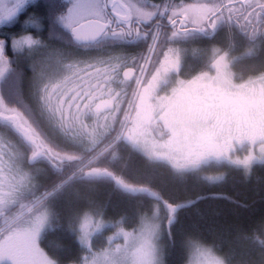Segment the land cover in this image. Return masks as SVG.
<instances>
[{"label":"snow or ice","instance_id":"6c2138e0","mask_svg":"<svg viewBox=\"0 0 264 264\" xmlns=\"http://www.w3.org/2000/svg\"><path fill=\"white\" fill-rule=\"evenodd\" d=\"M38 3L0 0V31L20 26L0 39V264H63L70 248L42 246L57 231L71 264H166L197 203L170 185L264 167V0ZM99 186L133 215L109 218ZM224 243L186 236L187 264H264V221Z\"/></svg>","mask_w":264,"mask_h":264},{"label":"trees","instance_id":"16d2710c","mask_svg":"<svg viewBox=\"0 0 264 264\" xmlns=\"http://www.w3.org/2000/svg\"><path fill=\"white\" fill-rule=\"evenodd\" d=\"M45 4L46 0H39L38 5L29 8L28 11L42 14L45 11ZM19 31L20 27L16 25L9 30L5 29L3 36L7 38L9 34L15 35ZM209 46V44L197 45L201 48ZM129 51L135 54L140 49L130 48ZM260 63L259 59L245 61L238 66L237 71L245 70L252 64L259 66ZM20 67H23L26 79L31 77L32 73L27 62L21 61ZM129 165L136 172H143L145 168L144 159L139 155H133ZM42 166L46 168V165L42 164ZM219 170L224 171L225 180L215 185L205 186L195 183L184 187L170 185L178 202L192 199L197 200V203L181 211L178 223L175 225L174 243L168 247L166 264H187L188 255L182 245L185 237L190 234H197L210 244L216 242L227 251L228 247L224 242L231 244L240 232L247 233L264 221V167H257L250 178L244 177L235 169L224 167ZM160 175L164 177L167 174L161 170ZM92 195L98 202L107 206L109 218L119 219L125 214L131 216L135 211L131 203L106 186L97 187ZM198 197L204 199H197ZM53 244L71 249L68 254L59 257L63 264H71V261L75 260L78 247L73 241L57 231L50 233L42 246L48 250Z\"/></svg>","mask_w":264,"mask_h":264},{"label":"rangeland","instance_id":"374dc122","mask_svg":"<svg viewBox=\"0 0 264 264\" xmlns=\"http://www.w3.org/2000/svg\"><path fill=\"white\" fill-rule=\"evenodd\" d=\"M44 34H45L44 37L47 38V35H48L47 32H45ZM21 69L23 70V67ZM38 167L43 168L42 164H40V166H38ZM209 174H224V171L218 169V170H213ZM107 234H111V233H107Z\"/></svg>","mask_w":264,"mask_h":264},{"label":"flooded vegetation","instance_id":"af4514ba","mask_svg":"<svg viewBox=\"0 0 264 264\" xmlns=\"http://www.w3.org/2000/svg\"><path fill=\"white\" fill-rule=\"evenodd\" d=\"M21 19H23V17L21 18ZM20 27V26H19ZM12 27H5L4 28V30H2V31H0V39H2V38H6V37H4L3 35H4V32H5V29H11Z\"/></svg>","mask_w":264,"mask_h":264}]
</instances>
